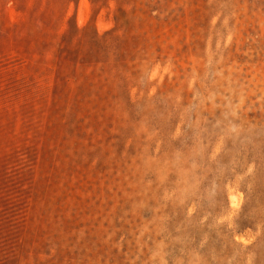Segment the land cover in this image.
<instances>
[{
  "label": "rangeland",
  "instance_id": "374dc122",
  "mask_svg": "<svg viewBox=\"0 0 264 264\" xmlns=\"http://www.w3.org/2000/svg\"><path fill=\"white\" fill-rule=\"evenodd\" d=\"M0 264H264V0H0Z\"/></svg>",
  "mask_w": 264,
  "mask_h": 264
}]
</instances>
